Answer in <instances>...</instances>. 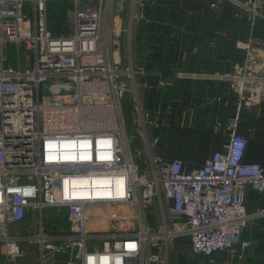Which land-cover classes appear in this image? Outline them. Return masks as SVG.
<instances>
[{"label": "built area", "instance_id": "1", "mask_svg": "<svg viewBox=\"0 0 264 264\" xmlns=\"http://www.w3.org/2000/svg\"><path fill=\"white\" fill-rule=\"evenodd\" d=\"M52 1L0 0L4 253L14 261L32 245L39 264L60 254L70 257L64 264H172L181 237L192 254L205 257L249 248L243 236L253 215L245 196L248 189L264 194V166L245 161L249 139L238 128L240 111L264 100L259 56L211 75L238 107L225 124L226 149L190 170L181 159L155 153L160 140L150 129L162 116L141 99L144 72L133 63V29L149 16L152 0H67L74 5L69 36L52 34ZM218 2L253 24L264 17V0H216L210 7ZM132 99L134 132H127L121 106Z\"/></svg>", "mask_w": 264, "mask_h": 264}, {"label": "crops", "instance_id": "2", "mask_svg": "<svg viewBox=\"0 0 264 264\" xmlns=\"http://www.w3.org/2000/svg\"><path fill=\"white\" fill-rule=\"evenodd\" d=\"M212 1L216 0H152L149 16L137 20L133 29V63L144 72L139 76L143 107L162 116V123L150 129L160 140L155 153L181 159L190 170L226 149L230 138L225 124L238 107L228 86L211 75L231 70L253 53L263 62L264 72V17L253 24L231 4L218 2L212 9ZM128 58L126 47L123 60ZM180 72L194 76L178 78ZM240 113L239 133L249 139L245 161L264 166V100ZM245 197L253 215L243 236L250 242L249 248L232 256L226 251L213 257L191 253L190 260L180 261L182 250L189 248L188 240L181 237L171 263L221 264L227 260L230 264H264V214H260L264 194L248 189ZM34 248H28L29 256L12 261L0 243V264H39Z\"/></svg>", "mask_w": 264, "mask_h": 264}, {"label": "rangeland", "instance_id": "3", "mask_svg": "<svg viewBox=\"0 0 264 264\" xmlns=\"http://www.w3.org/2000/svg\"><path fill=\"white\" fill-rule=\"evenodd\" d=\"M73 10H74V5L71 1H67V0H53L52 2H50L49 4V10H48V14H49V18H50V28L52 30V34L55 36H69L72 31H73ZM127 16H125V18L123 19V23H122V30L125 29L126 23H127ZM111 24H112V20H111ZM112 26V25H111ZM122 49L126 50L127 47V37H126V33L122 32ZM128 62V60L125 61V63ZM134 99L131 100V103H129V101H126L125 103H123V105L121 106V116L123 117V124L125 126L126 131L128 132H134V129L132 127V122H133V118H135V107H134ZM152 211V212H151ZM150 210H148V216H150L151 219H153L155 216L153 215V212L155 211V208H152ZM52 214L49 213L48 214V219L49 221H53L51 219ZM68 224L65 223L64 226H67ZM31 231H33V229H31ZM183 244V243H182ZM32 246V245H26V256H29L28 253V248ZM188 246V245H187ZM36 253H38V246L37 248H34ZM184 249V248H183ZM227 252V251H226ZM174 253V251H173ZM172 253V258L171 261H175V257ZM191 252L189 251V249H184V251L182 250L179 259L180 261L182 260H190L191 258ZM70 257L67 255H58L57 258L52 262V264H64V262L66 260H68Z\"/></svg>", "mask_w": 264, "mask_h": 264}, {"label": "bare ground", "instance_id": "4", "mask_svg": "<svg viewBox=\"0 0 264 264\" xmlns=\"http://www.w3.org/2000/svg\"><path fill=\"white\" fill-rule=\"evenodd\" d=\"M259 61H260V58H259ZM261 62V65H260V68H259V73H264L263 72V62L262 61H260Z\"/></svg>", "mask_w": 264, "mask_h": 264}]
</instances>
